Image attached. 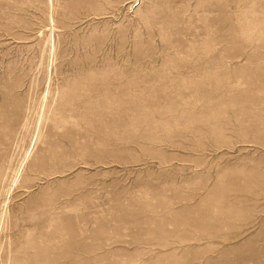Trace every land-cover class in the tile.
Returning <instances> with one entry per match:
<instances>
[{"label":"rangeland","instance_id":"1","mask_svg":"<svg viewBox=\"0 0 264 264\" xmlns=\"http://www.w3.org/2000/svg\"><path fill=\"white\" fill-rule=\"evenodd\" d=\"M0 264H264V0H0Z\"/></svg>","mask_w":264,"mask_h":264}]
</instances>
